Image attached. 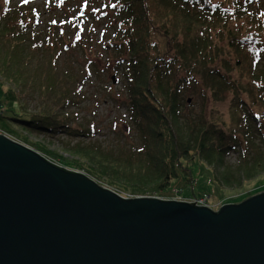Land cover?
Here are the masks:
<instances>
[{
  "label": "trees",
  "instance_id": "obj_1",
  "mask_svg": "<svg viewBox=\"0 0 264 264\" xmlns=\"http://www.w3.org/2000/svg\"><path fill=\"white\" fill-rule=\"evenodd\" d=\"M3 1L0 45L10 50L7 59L0 56V71L9 83L27 86L34 77L20 67L14 84L8 58L12 51L25 55L33 45L48 51L51 37L40 38L33 30L31 23L39 18L34 7ZM110 5L109 40L142 147L117 156L99 145L78 143L67 149L77 158L74 167L133 197L171 195L178 178L193 189L195 169L202 164L228 188L264 175V0H113ZM25 61L18 64L24 67ZM195 85L215 103L228 101L226 115L183 118V94ZM2 92L8 106L0 102L2 133L18 136L15 124L32 132L52 130L43 116L17 112L16 91ZM22 140L52 160L59 157ZM233 153L242 155L235 166L227 163Z\"/></svg>",
  "mask_w": 264,
  "mask_h": 264
},
{
  "label": "water",
  "instance_id": "obj_2",
  "mask_svg": "<svg viewBox=\"0 0 264 264\" xmlns=\"http://www.w3.org/2000/svg\"><path fill=\"white\" fill-rule=\"evenodd\" d=\"M0 264H264V192L124 198L0 133Z\"/></svg>",
  "mask_w": 264,
  "mask_h": 264
},
{
  "label": "rangeland",
  "instance_id": "obj_3",
  "mask_svg": "<svg viewBox=\"0 0 264 264\" xmlns=\"http://www.w3.org/2000/svg\"><path fill=\"white\" fill-rule=\"evenodd\" d=\"M12 1L14 6L27 5L37 10L39 18L31 23L35 27L32 29L40 38L51 37V44L48 51H37L33 45L28 51L30 53H22V56L12 51L8 59L12 66L10 74L13 83H17L15 76L20 67L21 72L34 79L29 80L27 86H15L0 71V102L8 107L2 91L10 87L18 94L17 112L43 116V123L53 128L51 131L32 132L15 124L18 136L3 134L22 145L23 138H27L29 144L42 145L59 156L53 158L55 162L48 158L51 156L39 153L47 161L86 175L124 198H134L128 192L122 193L107 179H97L74 167L77 158L67 150L78 143L86 147L99 145L118 156L142 147L141 134L132 123L127 106V85L118 64V55L109 40L113 33L114 17L110 7L113 0ZM0 2L4 3L3 0ZM9 50L10 46L6 43L0 45L1 59H7ZM25 59H28L27 62ZM21 61H25L27 66L22 67L23 63L19 65ZM183 95V118L209 119L224 116L228 111V101L215 103L199 85L192 86ZM24 146L35 151L31 146ZM241 156L233 153L227 163L238 165ZM219 179L212 167L202 164L195 169L193 189L183 185L182 179L178 178L173 182L171 195L155 198L191 204L202 201L200 204L218 212L222 206L239 204L244 197L247 200L264 192V175L244 182L240 188H228Z\"/></svg>",
  "mask_w": 264,
  "mask_h": 264
},
{
  "label": "built area",
  "instance_id": "obj_4",
  "mask_svg": "<svg viewBox=\"0 0 264 264\" xmlns=\"http://www.w3.org/2000/svg\"><path fill=\"white\" fill-rule=\"evenodd\" d=\"M1 111H3V110H2V105H0V112H1ZM0 133H2V132L0 131ZM2 134H3V133H2ZM200 202L202 203V201H197V202H196L197 205H202V204H200ZM202 206H203V205H202Z\"/></svg>",
  "mask_w": 264,
  "mask_h": 264
},
{
  "label": "snow or ice",
  "instance_id": "obj_5",
  "mask_svg": "<svg viewBox=\"0 0 264 264\" xmlns=\"http://www.w3.org/2000/svg\"><path fill=\"white\" fill-rule=\"evenodd\" d=\"M113 7H115V5Z\"/></svg>",
  "mask_w": 264,
  "mask_h": 264
}]
</instances>
